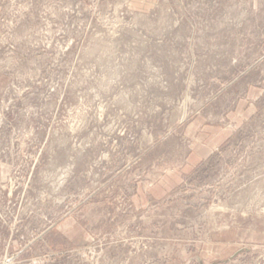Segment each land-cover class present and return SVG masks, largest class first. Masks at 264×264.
<instances>
[{
	"label": "rangeland",
	"instance_id": "rangeland-1",
	"mask_svg": "<svg viewBox=\"0 0 264 264\" xmlns=\"http://www.w3.org/2000/svg\"><path fill=\"white\" fill-rule=\"evenodd\" d=\"M0 264H264V0H0Z\"/></svg>",
	"mask_w": 264,
	"mask_h": 264
}]
</instances>
